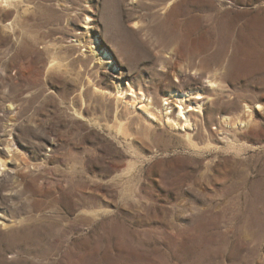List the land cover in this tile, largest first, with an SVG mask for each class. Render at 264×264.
Instances as JSON below:
<instances>
[{"label": "rangeland", "instance_id": "374dc122", "mask_svg": "<svg viewBox=\"0 0 264 264\" xmlns=\"http://www.w3.org/2000/svg\"><path fill=\"white\" fill-rule=\"evenodd\" d=\"M8 139L0 264H264V0L8 7Z\"/></svg>", "mask_w": 264, "mask_h": 264}, {"label": "bare ground", "instance_id": "6f19581e", "mask_svg": "<svg viewBox=\"0 0 264 264\" xmlns=\"http://www.w3.org/2000/svg\"><path fill=\"white\" fill-rule=\"evenodd\" d=\"M21 1L22 0H0V13H3L8 7H10L12 9L14 7L19 6V4L21 3ZM176 9L177 8L174 7L172 13H175V11H177ZM7 13H9V12H7ZM7 13H5V14H7ZM180 40H182V41L187 40L188 41V39H185V37H183ZM193 42H191V43L194 44ZM97 49H98V46H97V43H96L95 40L89 43V50H90L91 53L97 54L98 53V50ZM99 55H100V58L98 59V61L101 64L107 63L108 66H110L111 59L107 55V53H104L103 52V53H100ZM209 84L213 88H217L219 86V85H217V83H214V82H209ZM125 90H127V92ZM125 90L124 89H121L120 87L118 88V97L119 98H124V96L126 94H129L130 96H133V100H135V101L136 100H144L145 97H146V95L143 92H141V91L139 92V94H138V92L136 93L134 91L133 87L130 86V85ZM188 98H189V96H187V95L184 96V97H182V96L180 97L177 94L173 95V100H174V102H176L178 104L179 116H181V117L186 116V114H188L192 109L195 112H201L202 103H200L199 101L204 100V98L202 96H195V98H193L195 100V102H192L191 101L192 99L189 100ZM187 100L189 101V103L187 102ZM164 101H167V100H164ZM165 105H168V103L166 102ZM258 108H262V107L261 106H258ZM150 116L153 118V115L152 114H150ZM12 131H13V129H12ZM9 136H12V132L10 133ZM0 144L5 145L6 148H7V151H6L5 155L6 154L7 155H9V154L12 155L11 156V159L15 157V153H17V149H16V144H15V142L13 140L8 139V141H2ZM52 144L57 146V143L56 142H53ZM52 151H53V149H52ZM51 157H53V155H51V156H49L47 158H51ZM22 163H23L24 166L30 168V166H27V164H26V162L24 160H22ZM7 166H8V163H7L6 159H4V153L2 151H0V174H4L6 172L5 169H7ZM11 172H14L17 176H19L18 172L14 171L13 169H11ZM11 174H9L8 176H10ZM62 232L63 231L58 232L57 235H60L61 236L62 235Z\"/></svg>", "mask_w": 264, "mask_h": 264}]
</instances>
